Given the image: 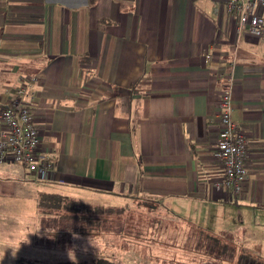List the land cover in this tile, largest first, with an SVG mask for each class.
<instances>
[{
    "label": "crops",
    "instance_id": "obj_1",
    "mask_svg": "<svg viewBox=\"0 0 264 264\" xmlns=\"http://www.w3.org/2000/svg\"><path fill=\"white\" fill-rule=\"evenodd\" d=\"M235 19L225 0H0V106L29 82L24 103L53 162L39 179L0 161V264L82 256L64 247L78 233L52 242L58 234L40 229L26 185L34 200L38 185L130 207L147 198V212L174 222L179 248L202 227L234 247L229 264L239 253L242 264H264V36L238 31ZM228 84L245 139L240 193L220 181L215 150Z\"/></svg>",
    "mask_w": 264,
    "mask_h": 264
},
{
    "label": "built area",
    "instance_id": "obj_2",
    "mask_svg": "<svg viewBox=\"0 0 264 264\" xmlns=\"http://www.w3.org/2000/svg\"><path fill=\"white\" fill-rule=\"evenodd\" d=\"M225 2L227 9L236 17L238 31L246 30L247 34L258 38L264 36V0ZM28 89V81L19 82L12 90L9 101L0 106V161H14L25 166L28 172L34 173L39 179H45L49 171H52L53 162L39 152L37 125L32 111L24 103ZM231 93L228 84L217 97L215 108L218 132L215 150L223 167L220 181L226 188L240 193L246 178L245 139L231 119Z\"/></svg>",
    "mask_w": 264,
    "mask_h": 264
},
{
    "label": "rangeland",
    "instance_id": "obj_3",
    "mask_svg": "<svg viewBox=\"0 0 264 264\" xmlns=\"http://www.w3.org/2000/svg\"><path fill=\"white\" fill-rule=\"evenodd\" d=\"M22 185H26V183H20V189L23 193L25 190L27 191L28 187L33 189V186L31 187L29 185H26L27 188H21ZM31 189L28 190L29 192L27 191V201L24 202V205L28 209L30 208V210H34V198L31 197ZM37 189L42 190V187H39L38 185ZM17 191L18 193H21L19 189ZM85 199L92 203H112L114 205L129 202L127 198L121 197V199L114 200V197L112 196L95 201L88 198ZM132 202L131 208L124 210L122 214H111L109 216V219H114V221H110L108 224L109 227L116 228L118 226L116 224L118 223L117 221L119 220L121 222V232H123L121 233V236H119L120 234L114 232L113 229H111L110 232L106 231L104 234H102L103 232L90 230H85V232L74 231L73 233H78L79 236H73V240L69 242L71 247L64 245L66 251H68L67 253L74 255L77 252L79 255H82L79 257L80 259H78L82 260L87 256L96 255L93 253H96L97 251L105 256L111 257L114 264H196L198 257H194L193 254L187 250L188 245L193 244L189 239L182 241V237H180L181 245L180 250L178 251V256L174 255L175 251L172 253L173 248L179 249L178 244H175L178 243L174 240L175 237L172 238L173 231L169 230L170 227L175 226L174 222L171 223L168 220L163 219L166 218L164 217V214L159 215V213L156 212H147L148 210L146 207L150 203L146 205L138 199H134ZM156 219H158V223H156V225L150 224L151 222H157ZM51 232H53V230L46 231L47 234ZM61 233L63 234L61 235L60 233H57L58 238L52 242L61 240L65 237V234H68L65 232ZM184 234L185 233H183L182 236ZM193 234L194 232L191 233L192 236ZM64 242H66V240H64ZM238 245L239 244L237 243V247L240 252L244 249V251L253 253L252 249H250L252 247L244 248ZM56 246L57 244L55 247ZM86 249L88 251H85ZM92 250L93 252H91ZM208 260V257L206 260L203 257L204 262Z\"/></svg>",
    "mask_w": 264,
    "mask_h": 264
},
{
    "label": "trees",
    "instance_id": "obj_4",
    "mask_svg": "<svg viewBox=\"0 0 264 264\" xmlns=\"http://www.w3.org/2000/svg\"><path fill=\"white\" fill-rule=\"evenodd\" d=\"M34 205L37 210L36 222L44 232L53 230L55 233L65 232L73 233L74 231L85 232V230L99 231L104 234L106 231L113 229L114 232L121 236V222L118 220L116 228L108 226L113 218L109 219L111 214L119 215L124 210L131 207L127 202L120 205L112 203L102 204L99 202H89V200L77 196H69L63 192L51 190L37 191L35 194ZM148 204L149 199L136 198V200ZM155 202V200L153 201ZM154 221V220H153ZM186 230L184 239L192 241L187 250L198 257L196 264H229L236 252L234 247L230 246L227 241L222 240L219 236L209 233L202 227H194ZM194 232L193 236L191 233ZM180 250V248H179ZM242 254L239 253L234 264H242ZM203 257L208 261H203ZM225 261V262H224ZM56 264H114L112 258L102 253L94 256H87L79 260L63 259ZM247 264V263H244Z\"/></svg>",
    "mask_w": 264,
    "mask_h": 264
}]
</instances>
